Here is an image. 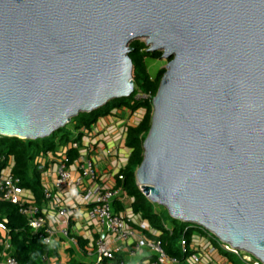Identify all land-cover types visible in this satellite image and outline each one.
I'll list each match as a JSON object with an SVG mask.
<instances>
[{
  "label": "water",
  "instance_id": "obj_1",
  "mask_svg": "<svg viewBox=\"0 0 264 264\" xmlns=\"http://www.w3.org/2000/svg\"><path fill=\"white\" fill-rule=\"evenodd\" d=\"M141 39L168 65L138 186L264 264V0H0V137L131 98Z\"/></svg>",
  "mask_w": 264,
  "mask_h": 264
},
{
  "label": "built area",
  "instance_id": "obj_2",
  "mask_svg": "<svg viewBox=\"0 0 264 264\" xmlns=\"http://www.w3.org/2000/svg\"><path fill=\"white\" fill-rule=\"evenodd\" d=\"M141 98L152 99L147 95L137 96V99ZM66 127H70V129L72 127L73 141L67 145H59L53 152H42L36 156L33 161L34 171L39 172L41 176L46 172L47 163H56L54 182L56 190L64 195L67 194L73 200L81 197L82 207L87 209L89 221L96 223L111 240V242H108L105 237H99L88 248V254L93 257L96 256V264L115 261L117 255L130 243L131 247L128 248L127 253L131 257H137L142 251L147 250L156 258L154 262L149 264H181L179 259L167 255L160 241L141 237L136 229L129 227L128 217L115 210L116 202L120 199L122 191L114 188H105L99 184L101 177L95 163L88 155L82 152L77 141L82 133L90 134L89 129L75 130L71 122ZM74 153L76 155L72 156ZM14 167L13 158L0 155V201L20 207L21 214L27 220L28 228L33 235L40 238L47 250L54 246L57 232L63 238L68 239L71 244L77 245V240L71 236V225L83 219L82 208L70 206L66 203L56 206L55 202L52 201L53 190L44 189L43 206L48 205L49 208L52 207L54 209L53 211L57 209L56 216L52 215L36 203L34 198L26 195L28 191L22 186V179L14 175ZM119 179L124 180L122 176H119ZM54 218L58 219L57 223L52 222ZM137 225L144 230L150 228L146 222L141 220ZM56 226H58V230H56ZM0 229L7 230L3 224H0ZM216 241L224 252L237 257L243 264H263L251 255L226 245L218 239ZM180 246L183 254H189V244L185 239L181 240ZM6 249H12L9 243L6 245ZM192 257L195 261H198L197 256L193 255ZM41 261L49 264L50 258L48 254L43 255ZM6 264H19V262L12 254L8 256ZM118 264L130 263L120 261Z\"/></svg>",
  "mask_w": 264,
  "mask_h": 264
},
{
  "label": "trees",
  "instance_id": "obj_3",
  "mask_svg": "<svg viewBox=\"0 0 264 264\" xmlns=\"http://www.w3.org/2000/svg\"><path fill=\"white\" fill-rule=\"evenodd\" d=\"M130 58L133 62V81L135 91L131 98L114 100L91 114L82 113L71 123L75 130L91 129L100 119L111 115L114 111H127L135 114L143 109L146 111L142 121L137 126H129L127 130L126 147L131 150L127 166L119 176L124 178L125 193L134 199L133 212L139 214L151 227L160 232V236H150L151 240L160 241L168 256L175 257L181 262L190 254L185 255L180 249V242L185 239L190 244V238L195 230L203 229L174 220L168 212L158 211V206L151 203L137 184L136 173L144 159V142L152 125V100L156 97L165 71L160 76L152 78L149 75L146 61L148 58L159 60L162 54L149 52L145 43L135 41L130 44ZM138 95H147L152 99H137ZM65 127L45 140L31 141L18 138L0 137V155L13 158L15 167L13 173L22 179V186L33 192L38 203L44 200L41 178L34 171L33 161L42 152H53L59 145L71 142V132ZM0 224H3L10 237L14 256L19 264H43L41 258L47 254V249L38 236L32 234L28 228L26 218L21 214L18 206L0 201ZM171 225L172 229L168 228ZM234 259L233 257H231ZM238 264H243L239 259Z\"/></svg>",
  "mask_w": 264,
  "mask_h": 264
},
{
  "label": "crops",
  "instance_id": "obj_4",
  "mask_svg": "<svg viewBox=\"0 0 264 264\" xmlns=\"http://www.w3.org/2000/svg\"><path fill=\"white\" fill-rule=\"evenodd\" d=\"M126 113L129 112L117 111V114L113 112L111 115L100 119L89 129L90 134L82 133L77 141L80 144L82 152L88 155L95 163L101 177L99 184L105 188H114L122 191L120 199L116 202L115 210L128 217L129 227L136 229L141 237L151 240L150 236L159 237L161 233L154 230L141 215L133 212L132 205L134 199L130 198L125 193L123 183H120L124 180L119 179V174L127 166L131 155V150L126 147L127 130L130 125H125L123 122L124 120L120 119ZM67 130L71 132L72 142V127ZM75 155L74 153L72 156ZM55 171L56 163L51 162L46 164V172L40 176L43 190H53L52 201L55 202L56 206L66 203L70 206L81 207L84 217L81 221L74 222L71 225V236L77 240V245L71 244L68 239L63 238V236L57 232L54 246L47 251L50 258L49 264H96V256H90L87 251L88 248H90L99 237H105L108 242H111V240L101 231L96 223L89 221L86 212L87 209L82 207L81 197H77L73 200L70 199L67 194L64 195L56 190L54 186ZM27 191L26 195L34 198L36 203H38L33 192L30 190ZM38 204L52 215L56 216L57 209L53 211L54 209H52V207L49 208L48 205L43 206L44 200ZM159 209L162 210L159 207V212ZM57 220L54 218L52 222L57 223ZM140 220L146 222L150 228L144 230L139 227L137 224ZM168 228L172 229L171 225H168ZM56 230H58V226H56ZM10 240L8 231L0 229V264H6L8 256L14 254L13 248L11 250L6 249L8 243L11 245ZM216 240L215 237H212L205 231H193L189 244L190 254L184 261H180L181 264H238L237 262L239 259L224 252L219 247ZM130 244L117 255L115 261L106 262L105 264H118L120 261H125L130 264H149L156 260L155 256L147 250L142 251L137 257H131L127 253L128 248L131 247ZM193 255L197 256L198 261L194 260L192 257Z\"/></svg>",
  "mask_w": 264,
  "mask_h": 264
},
{
  "label": "rangeland",
  "instance_id": "obj_5",
  "mask_svg": "<svg viewBox=\"0 0 264 264\" xmlns=\"http://www.w3.org/2000/svg\"><path fill=\"white\" fill-rule=\"evenodd\" d=\"M139 41L145 43L144 39H141ZM146 64H147L149 75L152 78H156V77L160 76V73L162 71H166V68H167V65H168V61H166V60H164L162 58L159 59V60L148 58L147 61H146ZM114 112L117 114V111H114ZM145 114H146V111L141 109V110L137 111L135 114L126 113L120 119L124 120L123 122L127 126L128 125L137 126V125L140 124V122L142 121V119L145 116ZM160 212H162V210H160Z\"/></svg>",
  "mask_w": 264,
  "mask_h": 264
}]
</instances>
